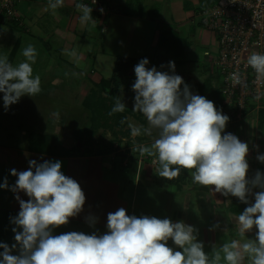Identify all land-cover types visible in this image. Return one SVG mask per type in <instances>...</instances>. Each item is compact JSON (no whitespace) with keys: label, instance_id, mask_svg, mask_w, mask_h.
<instances>
[{"label":"crops","instance_id":"crops-1","mask_svg":"<svg viewBox=\"0 0 264 264\" xmlns=\"http://www.w3.org/2000/svg\"><path fill=\"white\" fill-rule=\"evenodd\" d=\"M99 1L108 5L106 6L107 9L101 12L106 15L100 19L93 17L92 21L83 25L79 21L81 13L76 5L78 3L86 4L92 8V11H97L93 10L92 0H64L63 6L54 10L55 14L48 7L49 0H21L16 6L19 15L17 25L6 23L5 17L0 13V51L10 50L8 52L9 57L10 54L12 55L13 48L18 44L15 56L12 55V59H8L13 66H17L26 59L20 54L22 42L34 44L33 40H41L49 46L54 42L57 51H65L60 57L63 60V65L61 64L60 68H55V62L52 60L49 64H47L49 59L45 62L44 71L49 76L44 83L42 82L43 78H41L39 95L43 94L49 98H57L61 95L60 89L73 80V77L69 76L70 73L65 69V66L68 65H80L79 82L81 84H79L80 91L77 96L79 95L78 99L81 100L85 98L88 90L95 84L101 80H108V78L97 73V69L95 70V64L99 65L104 59L112 62V59L115 61L117 56L135 59L147 58L149 61L147 67H153L154 63L158 61L162 63L175 61L176 58V62L182 63L186 60L187 55L195 52L196 48L193 47L191 37L197 40L199 44L197 48H203L206 62H209L210 57L215 53L216 36L213 31L202 24L201 8L205 6L207 8L218 0H133L131 11L136 12L130 15H125L120 11L121 6L127 0ZM154 7L158 14L152 17L154 13L151 9ZM89 26H99L100 28L98 35L102 37L103 45L101 49L98 48L96 51L94 46L85 39ZM169 27L177 32L180 40L189 43L183 56H177L164 47L158 46L161 33ZM79 37L82 38V41H79ZM62 54L60 53V55ZM90 57L93 62L90 61L88 64L87 59ZM31 66L35 71L36 64ZM83 67H88L93 76L89 78L86 73L88 68L84 72ZM200 76L201 79L193 81L191 79L187 85L190 86L192 94L201 95L203 91V96L212 100L210 95L213 93L209 92L207 83L209 82L212 89L221 91V81L218 74L207 68V72L200 73ZM181 77L184 79L183 76ZM135 81L136 75L132 73L126 82L129 93H135L132 89ZM181 87L183 88V85ZM122 91L123 89H121L119 96ZM27 98H29L28 101L32 100V97L28 95ZM19 113L18 110L12 112L13 121L11 124H4L0 119V139L6 138L5 140H8L9 138V134L8 137H2V133H5L2 129L3 125L5 128L11 127L9 129V132L12 131L11 136L15 132L13 128L17 127L19 135L25 139L22 142H26V145H19L0 141V184H4L5 180L8 184L7 188L0 187V215L5 216L7 221L11 222L10 234L5 240V244H8L10 248L17 243L12 229L17 228V231H22L12 222L20 211V204L16 196L19 195L20 199L26 202L29 200L24 191L14 193L11 190L18 179L17 176L11 174V170L15 169L17 172L28 170L30 160H35L37 163L60 161L63 174L79 183L86 197L83 210L78 216L70 218L68 224L54 228L52 232L54 236L72 231L89 235L96 232L98 235H102L108 231V213H114L119 208H124L129 216L168 218L173 223L183 221L185 224L193 226L198 230L197 241L203 243V250L206 254L212 252L213 246L218 248L223 243L234 239L239 240L240 243L246 239L255 240L257 228L253 227L243 238L239 236L237 230V216L246 207L255 203L254 194L248 196L249 202L245 204L237 197L231 195L225 197L221 193L211 192L204 186L194 184L189 170L186 172L185 180L178 185L171 182L157 184L155 177L160 165L158 161H153L154 159L157 160L155 156H152V162L150 160L147 162L144 159L139 162V165H135L137 168L134 174L121 171L122 165L114 152L95 154L89 151L84 152L83 148V151L79 153L81 141L79 129L89 126V112L84 108L79 110L76 118L77 123L81 121L78 124L80 127L77 124L76 127H70L67 123L70 114L58 113L57 118V114H43L38 117V113H34L32 118L29 115L23 116L24 121H20ZM139 113L146 120L144 124L148 127L146 117L141 112ZM259 118L260 110H250L240 120L237 118L229 119L225 127L228 133L235 134L240 141L249 146V152L246 156L249 164L247 172L249 180L255 178L259 166H264V162L257 159L259 155H264V121L259 123ZM32 123L34 126H31ZM146 125H143V128H146ZM44 135L54 136L56 138L55 143L64 149L73 150L75 148V154L67 156L49 153L55 150V147L48 149V151L29 147L31 137ZM156 137H159L158 130L152 131L151 136L147 135V139L140 146L151 147V144L157 139ZM133 174L134 179L132 178ZM252 191L255 193L261 189L257 187L253 188ZM88 216L96 218L94 226H90L86 221ZM216 225L219 227H215ZM167 246L182 251L171 239L168 240ZM11 254H19L18 244ZM221 264H225V262L222 260ZM244 264H249L247 258H245Z\"/></svg>","mask_w":264,"mask_h":264},{"label":"clouds","instance_id":"clouds-1","mask_svg":"<svg viewBox=\"0 0 264 264\" xmlns=\"http://www.w3.org/2000/svg\"><path fill=\"white\" fill-rule=\"evenodd\" d=\"M63 4L64 0H49L48 7L55 14L54 10ZM76 8L82 25L93 20L88 5L78 3ZM22 55L26 59L17 66L6 55L0 56V93L5 109L24 95L33 97L41 92V78L33 76L31 66L36 61V49L29 44ZM148 63L144 58L134 68L133 111L141 112L148 121L149 127L143 132L151 136L153 130H158L159 137L151 147L139 146L140 154L155 156L160 165L159 176L167 180L187 169L194 184L211 192L237 197L245 204L248 196L254 194L255 203L237 216V230L243 238L253 227L257 228L255 240L240 243L234 239L218 248L213 246L212 252L206 254L193 226L183 221L173 223L168 218L129 216L124 208L108 213V231L102 235L72 231L54 236V228L68 224L83 210L86 197L79 183L63 174L60 161L30 160L28 170H11L18 177L11 190L24 191L29 200L16 196L20 211L12 222L22 231L12 229L17 243L11 248L0 243V264H221L222 260L225 264H244L245 258L249 264H264V175L258 171L254 179L247 178L248 144L232 133L222 135L229 117L204 96L192 94L190 86L175 74L173 61L168 62L173 74L158 71L155 66L147 68ZM247 64L258 78L264 77V54L253 52ZM229 78L237 85L244 84L239 73H232ZM125 108L117 100L109 115L122 113ZM129 127L132 136L141 134V128L131 124ZM257 159L264 162V155ZM0 187L7 188V181ZM257 187L261 191L253 193ZM86 221L94 226L96 218L88 216ZM169 239L182 251L167 246ZM17 244L19 254L13 255Z\"/></svg>","mask_w":264,"mask_h":264},{"label":"rangeland","instance_id":"rangeland-1","mask_svg":"<svg viewBox=\"0 0 264 264\" xmlns=\"http://www.w3.org/2000/svg\"><path fill=\"white\" fill-rule=\"evenodd\" d=\"M152 11L153 13L154 12L156 13L157 9L154 7ZM99 31H100L99 26H89L88 32L85 36V39L94 46L95 51L98 48L101 49L103 45L102 37L98 35ZM191 38L193 40L192 41L193 47L196 48L195 52H191V54L187 55L186 60L182 61V63L176 62L177 58L175 61H173L175 63V74L179 76H183L184 77L183 81L186 84L191 79L192 81L201 79L200 73L201 74L206 73L207 68L211 69L213 72L214 71L217 72L215 67L212 65L211 59L209 60V62H206V58L203 55L204 53L203 48L201 47L197 48L199 45L197 40L193 37ZM33 41H34V44H31V45H34V48L36 49V53H37L36 61H35L36 67H35V71H33V76L39 75L40 78H43L42 82L44 83L47 77L49 76V74L44 71L45 62L49 59L47 62V64H49L52 60L53 62H55V66H56L55 68H60L61 64L63 65V60L60 57L63 56L62 53H65V51L63 52L57 51L56 45L54 44V42H52L51 43L52 45L49 46V44H47L44 41L42 42L41 40H33ZM79 41H82L81 37H79ZM21 44H22L21 50L23 51V49L27 47L26 45H29L30 42L28 43L22 42ZM9 51H7V49H4V51H0L1 53L0 56L6 55L8 57ZM22 51L20 53L21 55H22ZM15 53L13 54V56H15ZM60 53L62 55H60ZM11 57L12 55L10 54L8 59L9 60L12 59ZM87 60H88V64L90 63V61L91 63L93 62V59H91V57L88 58ZM58 64L60 66H57ZM114 65H115V61L113 59H112V62L111 60L108 61V59H104L102 63H100L99 65L97 63L95 64V70L97 69V73L101 74L105 78L110 79L113 74ZM161 65H164V67H161ZM154 66L157 68L158 71H164V72H168L169 74H173L171 69L168 67V62L162 63L158 61L154 63ZM79 67H80L79 64L77 66L76 65L75 66L73 65L65 66L66 71L70 73L69 76L73 77V80L70 84H66L64 87L60 89L61 95H59L57 98H49L47 96H44L43 94L41 95L38 94V95L33 96L32 100L28 101L29 98H27V95H24L20 98V100L17 103L12 104L7 109H5L3 106V93H0V119L2 120V122L4 124L5 123L11 124V122L13 121L11 114L14 110H18V112H20L18 114L19 115L18 117L19 118L21 117L20 121H24L25 118L23 116L29 115L32 118V115L34 113H38V117L43 114H51V113L52 114H58V113L70 114L71 116L69 117V120L67 123L70 125V127H76V124L78 125L81 122V121H79V123L76 122V118L78 117L77 115L79 114V110L84 108L83 107L84 98L80 100L78 99L79 95L77 96L78 92L80 91L79 84H81V82H79V76H80ZM87 68L83 67L84 69L83 71L85 72ZM147 68H151V67H147ZM86 73L89 76V78L93 76V73L90 72L89 68ZM94 76H97V75L94 74ZM126 85H127L126 83L123 84L124 88L122 87L123 91L121 92V95L119 96V100L125 104V107L134 108L135 93H129L128 92L129 88ZM89 91L90 89L88 90V93ZM99 93H102V96H107L109 94V90L104 88L103 91H100ZM214 97H212V100H210L213 103L215 102ZM137 114L138 115H134V116L127 114L126 115L127 121L124 123H121L124 117L119 118L116 122L115 120H110L109 122L110 126H104V127L102 126V127L96 128L95 132L91 134L90 137L88 136L87 138L86 137L83 138L81 136L80 140L83 142V145H82V142L80 141V144H79L80 153L83 151V148H84V152L89 151V152H94L95 154H98V153L110 154L114 152L117 160L120 162L123 168H125L124 170L135 174L136 168H137L135 165H139V162H142L144 159L147 160V162L148 160L152 162V159H151L152 156H148L147 154L142 156L138 150V147L140 146V144L145 139H147V134L143 132V129H144L143 125H146V124H143L140 119L142 115L139 112ZM227 116H230L229 111L227 112ZM88 124L90 126L89 120H88ZM130 124L135 127L141 128V134L138 136H132L131 129L129 127ZM31 126H34V124L32 123ZM78 127L80 126L78 125ZM145 127L147 128V125ZM10 128H5L2 125V129H4L5 133H2L3 136L2 135L1 136L5 138V136L8 137L7 135L9 134V138L8 140H5L6 138L0 139V141L7 142V143H13V144L16 143L19 145H26V142L24 143L22 142V140L24 141L25 139H23V137L19 135V132L17 131L18 128L17 127L13 128L15 129V132L13 130L14 132L13 136H11L12 131L10 130L9 132ZM226 133H228V130L225 128L222 135ZM140 158H142V160H140ZM127 164H132L131 171L127 170V167H126ZM159 171H160V167H158L157 175L155 177V182L157 184H162L163 182H169L166 178L159 176Z\"/></svg>","mask_w":264,"mask_h":264},{"label":"built area","instance_id":"built-area-1","mask_svg":"<svg viewBox=\"0 0 264 264\" xmlns=\"http://www.w3.org/2000/svg\"><path fill=\"white\" fill-rule=\"evenodd\" d=\"M19 1L0 0V13L6 18H19ZM92 5L100 12L107 9L99 0H92ZM201 16L204 27L215 33L216 50L210 59L225 102L236 109L235 118L240 120L250 110L264 109V77L258 78L247 64L253 52L264 54V0H218ZM232 73H239L243 86L229 78Z\"/></svg>","mask_w":264,"mask_h":264},{"label":"trees","instance_id":"trees-1","mask_svg":"<svg viewBox=\"0 0 264 264\" xmlns=\"http://www.w3.org/2000/svg\"><path fill=\"white\" fill-rule=\"evenodd\" d=\"M132 1L133 0H127L120 8L121 13L125 15H130L132 12ZM103 4H105L103 1H101ZM108 6V5H105ZM206 8V6L201 8L203 11ZM153 9H151L152 11ZM139 11V10H137ZM153 12V11H152ZM158 14L154 12L152 14V17H155ZM92 17L94 18H102L106 14H103L98 11H92L91 13ZM6 23L10 25H17L19 22V18H6ZM189 45L188 42L180 40L178 38V34L175 30L172 29V27L167 28L163 33H161L158 46L164 47L169 52H173L177 56H183L185 49ZM18 48V44L13 48L12 55L15 53V51ZM12 58V57H11ZM141 58L135 59V58H127L124 56H117L115 59V65L113 74L110 79L108 80H101L98 84H95L92 88H90L89 93L85 96L83 100V107L85 110L89 112V122L90 126L79 129V139L82 136L83 138L90 137L91 134H93L96 130V128L104 127V126H110V120H115V122L119 118H123L124 122L127 121L126 115H138L137 111H133V108H125L124 112L122 113H113L112 115H109V112L111 111L112 107L114 106L115 102L119 100V94L123 87V84H125L129 78L131 77L132 73H134L135 66L141 61ZM209 92L211 91L213 94L210 95V97L215 96V102L214 105L217 108V110L221 111L222 114L227 115V112L229 111L230 116L229 119L235 118L236 109L230 106L227 102H225L224 97L222 95V92L219 89H212L209 85V82L207 83ZM202 85V84H201ZM200 85V86H201ZM108 89L109 94L107 96H102V93H99L100 91H103V89ZM99 91V92H98ZM203 92V91H202ZM201 92V96H203V93ZM142 120V123H145V119L140 117ZM260 122L262 123L264 121V109H260ZM91 127V128H90ZM56 138L54 136L44 135V136H34L31 137L29 141V147L32 149H43L48 151V149L55 147L56 149L53 151H50L49 153H55L56 155H74L75 154V148L73 150H67L61 147V145L55 143ZM103 147V146H102ZM80 153V152H79ZM103 154V153H99ZM121 171H125L123 166H121ZM127 170L131 171L132 164H127ZM135 167V166H134ZM175 167V166H174ZM260 172L262 175H264V166H259L257 169V172ZM127 172V171H126ZM187 169H181L180 175L177 178H174L172 180H168L171 183L180 184L185 180ZM134 174L132 175V178L134 179ZM10 223L8 222L6 217H2L0 215V243H5V239L9 236L8 232L10 229ZM3 249L0 248V252H2ZM0 260H2V257H0Z\"/></svg>","mask_w":264,"mask_h":264}]
</instances>
